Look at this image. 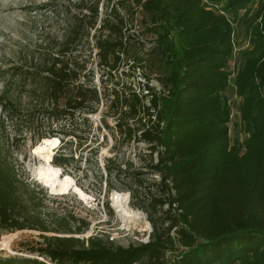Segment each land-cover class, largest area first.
Here are the masks:
<instances>
[{
  "label": "trees",
  "instance_id": "obj_1",
  "mask_svg": "<svg viewBox=\"0 0 264 264\" xmlns=\"http://www.w3.org/2000/svg\"><path fill=\"white\" fill-rule=\"evenodd\" d=\"M104 1V16L102 0H82L67 15L60 39L27 51L20 63L0 65V238L34 231L42 240L23 245L36 258L0 257V264H167L176 240L184 250L171 264H264V0ZM222 2L227 12L258 3L257 51L235 79L243 98L244 143L230 137L226 93L234 29L227 14L212 9ZM126 7L141 9L142 27L155 37L141 54L142 63L150 72L156 68L162 89L148 82L139 93L113 91V99L104 103L89 69L93 54L98 66L112 73L144 48L133 41L121 12ZM107 116L116 120V146L135 139L148 145L150 165L142 168L159 177L156 193L150 192L141 207L153 227L146 244L125 248L101 237L76 238L87 225L49 209L56 199L32 183L14 159L19 138L42 128L39 141L47 140L50 148L47 162L69 176L77 169L76 141L100 154L108 140L100 134L112 129ZM7 123L12 137L6 135ZM114 164L106 159L109 181L124 173ZM139 175L129 178L134 199L144 187Z\"/></svg>",
  "mask_w": 264,
  "mask_h": 264
},
{
  "label": "rangeland",
  "instance_id": "obj_2",
  "mask_svg": "<svg viewBox=\"0 0 264 264\" xmlns=\"http://www.w3.org/2000/svg\"><path fill=\"white\" fill-rule=\"evenodd\" d=\"M81 1L0 0V65L20 63L27 51L39 47L46 41L60 39L66 28L67 15L74 13V5L79 4ZM106 6L107 1L102 0L99 6L102 16H104ZM225 6L226 2H222L212 5V9L218 13L227 14L234 29V55L230 62L229 88L226 94L233 114V119L229 125L231 141L244 143L248 134L241 119L243 98L240 99L237 94L235 79L236 73L243 65L244 60L254 56L257 51L255 31L258 27L256 17L258 3H251L232 12H227L224 9ZM121 12L127 19L130 33L135 35L133 41L137 45H143L144 48L142 52L138 49L137 54L133 55L139 60L124 59L120 69L112 73L99 67L98 59L95 53L93 54L89 69L94 71L95 83L104 93V103H110L113 99V91L120 92L131 89L139 93L148 82L157 91L162 89L157 81L158 75L154 71L156 68L152 67L153 71L150 72L148 68L146 69V65L142 63L143 56L141 54L147 53L152 48L155 37L146 28L142 27L143 14L141 9L126 7ZM140 64H143V66H140ZM2 90L3 84L0 82V94ZM100 117V115L93 116L94 122L99 124ZM107 123L112 129L104 128L102 134H100V136L107 135L108 140L104 141L97 157L95 153L90 152L87 145L80 146L78 141L74 145L76 160L73 165L77 169L68 175L87 195V199L79 198L73 191L67 194H52L50 188H46L39 180L40 168L44 163H48L44 154H46V150L50 149L47 146L49 144L47 140L39 141V134L44 131L42 128L36 129L34 133L27 132L19 138V142L14 147V159L17 161L20 170L25 172L26 177L32 183L40 185L47 190L53 199H56L49 203V209L55 210L61 215L70 214L87 225L82 234L75 235L76 238L87 240L90 237H101L116 246L125 248L132 245L146 244L151 239L153 227L148 215L141 207H144V198H148L150 192L156 193L155 184L158 183L159 177L142 168L150 165L151 156L148 145L135 139L131 143H119L116 146L114 135L119 138L115 130L116 120L111 116H107ZM6 135L11 137L14 135L12 124L7 123ZM100 140L102 142V137ZM91 146H95V143H92ZM108 158L114 159L115 164L112 165V168L115 171H117V167L123 169L124 173L120 180L109 181L110 179L107 178L104 166ZM153 159H156V155H153ZM129 164L132 165V168L126 170ZM134 172L140 173L138 179L144 182L142 193H140L138 199H134L128 190L130 186L129 178L132 177ZM110 186L113 189L109 190ZM115 193L120 198L122 197V206L119 210L115 208L112 201ZM172 237L177 239L175 233L172 234ZM41 241L40 233L34 231L4 233L0 238V257L18 255L36 258L37 255L25 252L24 249L26 248L23 245L32 246ZM174 247L175 250L166 255L167 264H171L175 257L184 250L177 240Z\"/></svg>",
  "mask_w": 264,
  "mask_h": 264
},
{
  "label": "bare ground",
  "instance_id": "obj_3",
  "mask_svg": "<svg viewBox=\"0 0 264 264\" xmlns=\"http://www.w3.org/2000/svg\"><path fill=\"white\" fill-rule=\"evenodd\" d=\"M38 178L46 188H50L52 194H67L73 191L79 198L87 199V195L75 184L72 177L62 175V171L50 163H44ZM121 198L118 194H113L112 201L117 210L122 206Z\"/></svg>",
  "mask_w": 264,
  "mask_h": 264
},
{
  "label": "built area",
  "instance_id": "obj_4",
  "mask_svg": "<svg viewBox=\"0 0 264 264\" xmlns=\"http://www.w3.org/2000/svg\"><path fill=\"white\" fill-rule=\"evenodd\" d=\"M241 99V98H240ZM232 119H233V114L231 113V121H232Z\"/></svg>",
  "mask_w": 264,
  "mask_h": 264
}]
</instances>
